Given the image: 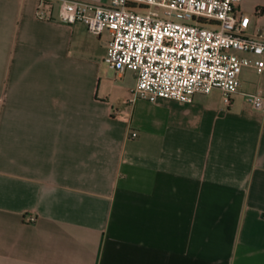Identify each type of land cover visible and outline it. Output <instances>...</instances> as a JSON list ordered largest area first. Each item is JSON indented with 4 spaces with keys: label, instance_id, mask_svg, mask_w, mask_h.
<instances>
[{
    "label": "crops",
    "instance_id": "obj_1",
    "mask_svg": "<svg viewBox=\"0 0 264 264\" xmlns=\"http://www.w3.org/2000/svg\"><path fill=\"white\" fill-rule=\"evenodd\" d=\"M38 1L0 0V264H264V69L230 105L153 101L108 30ZM240 7L264 30V0Z\"/></svg>",
    "mask_w": 264,
    "mask_h": 264
},
{
    "label": "built area",
    "instance_id": "obj_2",
    "mask_svg": "<svg viewBox=\"0 0 264 264\" xmlns=\"http://www.w3.org/2000/svg\"><path fill=\"white\" fill-rule=\"evenodd\" d=\"M240 1L39 0L36 12L40 18L82 21L95 34L108 30L104 60L120 73L137 72V96L191 102L197 93L220 88L230 105L244 68L264 69V30H248L251 17ZM245 94L255 108H264L263 90Z\"/></svg>",
    "mask_w": 264,
    "mask_h": 264
}]
</instances>
